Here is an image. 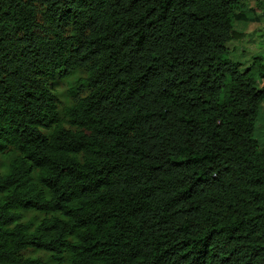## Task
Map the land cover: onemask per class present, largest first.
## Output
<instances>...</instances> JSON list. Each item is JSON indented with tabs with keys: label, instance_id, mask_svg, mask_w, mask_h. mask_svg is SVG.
<instances>
[{
	"label": "trees",
	"instance_id": "1",
	"mask_svg": "<svg viewBox=\"0 0 264 264\" xmlns=\"http://www.w3.org/2000/svg\"><path fill=\"white\" fill-rule=\"evenodd\" d=\"M248 6L0 0V264H264V56L259 86L227 46Z\"/></svg>",
	"mask_w": 264,
	"mask_h": 264
},
{
	"label": "rangeland",
	"instance_id": "2",
	"mask_svg": "<svg viewBox=\"0 0 264 264\" xmlns=\"http://www.w3.org/2000/svg\"><path fill=\"white\" fill-rule=\"evenodd\" d=\"M247 3L249 5L247 16L252 18L254 22L241 21L236 23L235 28L243 33V39L232 41L227 46L232 55L244 64L242 70L250 69L258 81V85L261 86L263 80L257 73V64L254 57L264 56V0H247ZM40 22L42 23L41 17ZM70 33V28H67L66 36H70ZM39 34L44 35L41 31H39ZM86 77L85 66L77 64L66 76L56 74L49 78V87L58 98L60 110H64L78 98L89 94L90 89L82 82V79ZM256 134V138L264 143V111L259 113ZM14 157L15 153L13 152L0 156V176L8 171L9 164ZM26 255L40 257L45 260L49 259V255L44 252L28 251Z\"/></svg>",
	"mask_w": 264,
	"mask_h": 264
}]
</instances>
